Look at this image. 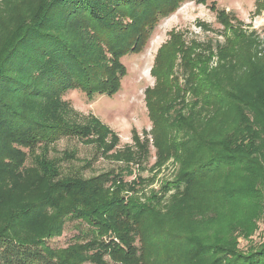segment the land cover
<instances>
[{"label": "rangeland", "instance_id": "obj_1", "mask_svg": "<svg viewBox=\"0 0 264 264\" xmlns=\"http://www.w3.org/2000/svg\"><path fill=\"white\" fill-rule=\"evenodd\" d=\"M128 1L141 7L97 8L98 14L107 17L109 24H105L114 38L121 37L120 45L127 50L123 56L101 48L105 30L92 22L67 29L79 56L104 57L107 73L117 69L111 61L119 60L122 76L113 93L89 98L73 89L52 103L28 102L36 118L59 128L37 147L21 149V155L0 151V229L15 212L46 199L50 185L56 182L83 181L128 167L133 175L124 180L131 182L139 176L144 192L175 185L186 169L188 155L186 148L177 146L179 141L215 139L236 122L234 116L200 104L197 98L202 95L186 87V70L194 67L195 86L212 78L211 85L235 91L254 84L255 67L264 75V0H175L176 9L157 22L155 11L143 7L145 0ZM43 2L0 0V55L12 40L22 37L27 18ZM133 44H137L134 49ZM69 129L79 130L81 137L69 135ZM49 176H53L51 180ZM241 180L238 175L220 172L194 185L185 197L173 198L170 192L168 207L157 214L155 223L212 246L225 247L231 240L238 250L263 245V206L260 216L252 218L251 199L234 198L230 192ZM55 211L43 213L25 225L24 231L35 239L44 236ZM78 224L66 220L60 236L47 244L56 249L73 243V236L86 229ZM216 252L200 257L197 264H224ZM176 259L173 256L166 264H174ZM187 261L181 256L177 264H192Z\"/></svg>", "mask_w": 264, "mask_h": 264}, {"label": "trees", "instance_id": "obj_2", "mask_svg": "<svg viewBox=\"0 0 264 264\" xmlns=\"http://www.w3.org/2000/svg\"><path fill=\"white\" fill-rule=\"evenodd\" d=\"M168 1L145 0L143 7L155 11L157 22L176 9L175 0L171 5ZM110 5L119 9L141 7L128 0H44L39 10L27 18L22 37L4 47L0 55V151L21 155V149L37 147L59 128L36 118L28 102L36 99L52 103L73 89L89 98L116 91L122 76L119 60H110L117 69L107 73L104 57L79 56L67 34L76 23L92 22L105 30L103 36L100 34L101 48L121 53L118 57L126 54V47L119 42L121 37L114 38L105 24H109L107 17L97 12V8L109 10ZM186 71L188 91L202 95L197 100L205 109L234 116V126L215 139L193 137L185 143L179 141L177 146L186 148L188 155L186 169L175 185L144 192L146 187L139 176L131 182L124 180L133 175L128 167L83 181L73 178L50 185L46 199L15 212L0 229V264H166L173 256L179 258L174 264L180 262L181 256L197 264V259L213 250L224 264H264V244L245 250L235 248L233 240L225 247L212 246L171 233L155 223L157 214L167 206L170 192L173 198L185 197L194 185L220 172L242 178L230 192L234 198L251 199L252 218L260 216V202H264V75L255 67L254 84L235 91L211 85L212 78L206 79L205 85L195 86L194 67ZM68 134L81 137L82 133L69 129ZM53 209L56 211L44 236L35 239L24 231L25 225ZM66 220L76 221L86 229L78 231L73 243L65 248H51L47 241L60 236ZM180 249L185 251L179 253Z\"/></svg>", "mask_w": 264, "mask_h": 264}, {"label": "built area", "instance_id": "obj_3", "mask_svg": "<svg viewBox=\"0 0 264 264\" xmlns=\"http://www.w3.org/2000/svg\"><path fill=\"white\" fill-rule=\"evenodd\" d=\"M261 226L264 229V205H263V210H262V221H261Z\"/></svg>", "mask_w": 264, "mask_h": 264}]
</instances>
